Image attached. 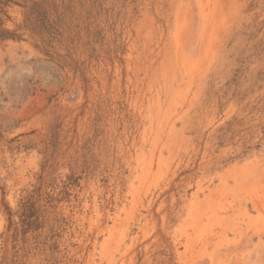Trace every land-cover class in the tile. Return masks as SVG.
Here are the masks:
<instances>
[{"label":"rangeland","instance_id":"1","mask_svg":"<svg viewBox=\"0 0 264 264\" xmlns=\"http://www.w3.org/2000/svg\"><path fill=\"white\" fill-rule=\"evenodd\" d=\"M0 264H264V0H0Z\"/></svg>","mask_w":264,"mask_h":264}]
</instances>
